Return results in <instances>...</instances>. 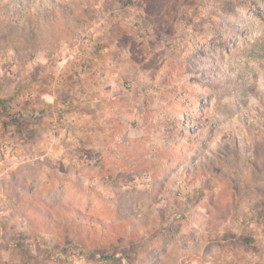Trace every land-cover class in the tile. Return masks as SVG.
<instances>
[{
	"label": "rangeland",
	"instance_id": "1",
	"mask_svg": "<svg viewBox=\"0 0 264 264\" xmlns=\"http://www.w3.org/2000/svg\"><path fill=\"white\" fill-rule=\"evenodd\" d=\"M0 264H264V0H0Z\"/></svg>",
	"mask_w": 264,
	"mask_h": 264
}]
</instances>
